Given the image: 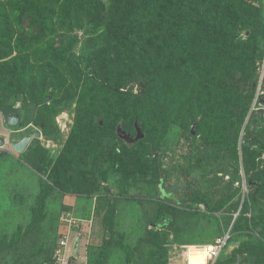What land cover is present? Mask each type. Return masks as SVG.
Segmentation results:
<instances>
[{
  "label": "rangeland",
  "instance_id": "374dc122",
  "mask_svg": "<svg viewBox=\"0 0 264 264\" xmlns=\"http://www.w3.org/2000/svg\"><path fill=\"white\" fill-rule=\"evenodd\" d=\"M258 8L260 18L254 28L240 31L236 38L249 42L256 53L258 86L250 112L261 109L262 116L246 128L248 114L238 136L233 130L227 133L224 142L230 146L235 138L238 156L224 151L219 134L213 136L196 126V121L192 126L186 119V103L180 99L173 103L179 107L178 123H171L168 131L160 132L154 140L150 136L135 149H122L119 154L121 133L120 137L113 133L101 119V131L94 123L88 125V146H99L90 171L79 170L69 166L67 156L79 112L76 88L73 86L68 97L66 86L59 88L55 82L46 84L42 99L11 94L8 103L16 106L13 112L20 115V121L9 126L8 113L0 109L5 140H19L35 130L40 131V137L32 138L20 153L11 151L8 144L0 148V264H56L54 248L68 231L73 244L77 235L82 236L76 264H128V260L130 264H240L243 257L236 251L241 243L257 238L264 241L254 230L234 232L215 262L205 254L207 246L228 232L244 201L251 222H264V191L254 192L246 182L247 174L264 171V154L255 159L249 173L241 160L246 137L259 142L262 136H257L264 129V104L259 103L264 94V0ZM96 31L85 27L64 37L65 41L77 38L72 51L79 57L77 67L85 73L95 65L82 56ZM204 83L219 99L220 91L208 80ZM148 86L138 74L126 89L144 96ZM257 147L254 143L253 149ZM44 185L51 190L40 209ZM190 191L199 194L203 202L187 204ZM111 200L115 202L114 215L109 217ZM161 212L164 217L158 221Z\"/></svg>",
  "mask_w": 264,
  "mask_h": 264
},
{
  "label": "trees",
  "instance_id": "16d2710c",
  "mask_svg": "<svg viewBox=\"0 0 264 264\" xmlns=\"http://www.w3.org/2000/svg\"><path fill=\"white\" fill-rule=\"evenodd\" d=\"M261 1L245 0L243 5L236 0H0V109L8 115L15 111L8 103L14 93L42 99L46 84L55 82L59 88L66 86L68 97L74 86L79 112L67 156L70 167L87 172L99 146H88V125L94 123L99 131L108 125L120 137L119 126L134 136L136 123L144 137L132 145L122 139L123 146L116 150L119 154L122 149H135L150 136L154 140L171 123H178L179 107L173 103L180 99L186 103L187 121L192 125L196 121V126L213 136L219 134L224 151L238 156L235 138L230 146L224 142L227 133L233 130L238 136L248 114L246 128L262 115L257 109L250 112L258 86L256 53L249 42L236 37L254 28ZM85 27L98 29L82 56L88 63L95 62L88 73L77 67L79 57L72 51L77 38L64 39L67 32ZM138 74L149 83L144 96L126 89ZM204 80L220 91L219 99ZM167 100L170 103H162ZM259 103L264 104V94ZM260 136L259 142L247 136L241 145L246 173L264 154V129ZM248 181L254 183L248 185ZM246 182L254 192L264 191V171L247 174ZM50 190L43 186L40 209ZM193 200L203 202L190 191L185 201ZM114 206L111 200L109 217L114 215ZM247 210L244 201L230 237L250 230L264 237V222H251ZM163 217L161 212L158 221ZM236 252L243 257L240 264H264V241L259 238L244 241Z\"/></svg>",
  "mask_w": 264,
  "mask_h": 264
},
{
  "label": "water",
  "instance_id": "95a60500",
  "mask_svg": "<svg viewBox=\"0 0 264 264\" xmlns=\"http://www.w3.org/2000/svg\"><path fill=\"white\" fill-rule=\"evenodd\" d=\"M257 111L260 112L261 109H257ZM19 121H20V115L18 113L13 112L7 116V124L11 127H15L19 123ZM135 129H136V133L134 136H131L129 133L122 132L120 129V126L117 128V131H118V133L122 134L121 138L128 145H132L138 139H141L142 137H144V133L142 132L141 128L136 123H135ZM34 137H40V131L39 130H35L32 134H28V135L23 136L19 140H12L10 142H7L5 140V138L0 137V148H3L6 144H8L11 151H14L16 153H20V152H23L27 148L28 144L30 143V141ZM249 138L250 137H248V139ZM253 183L254 182H252V181H248V185H252ZM106 191L109 192V189H107ZM80 246H81V235L79 234V235H77L75 242L73 244V256L71 258V261H72L71 264H76L77 259L79 257Z\"/></svg>",
  "mask_w": 264,
  "mask_h": 264
},
{
  "label": "built area",
  "instance_id": "2783aa9c",
  "mask_svg": "<svg viewBox=\"0 0 264 264\" xmlns=\"http://www.w3.org/2000/svg\"><path fill=\"white\" fill-rule=\"evenodd\" d=\"M1 129V125H0ZM0 137L5 138V135H1L0 130ZM72 220L68 221V227L71 229ZM230 237V229L228 232L222 236L217 238L212 244L207 246L206 257L215 262L216 259L220 256L221 252L223 251L224 247L227 245V241ZM73 256V240L71 241V233L70 231L66 232L64 235L60 237L58 243L54 248L53 259L56 264H71V258Z\"/></svg>",
  "mask_w": 264,
  "mask_h": 264
},
{
  "label": "crops",
  "instance_id": "0c3cea01",
  "mask_svg": "<svg viewBox=\"0 0 264 264\" xmlns=\"http://www.w3.org/2000/svg\"><path fill=\"white\" fill-rule=\"evenodd\" d=\"M3 124H4V123H3L2 121H0V125H1V129H0V130H1V135H3V131H4V130H3V129H4V128H3V126H4ZM27 135H28V134H27ZM81 239H82V236H81ZM79 254H80V253H79Z\"/></svg>",
  "mask_w": 264,
  "mask_h": 264
}]
</instances>
